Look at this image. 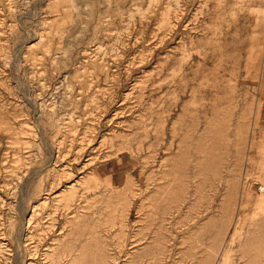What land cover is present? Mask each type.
<instances>
[{
	"label": "rangeland",
	"instance_id": "374dc122",
	"mask_svg": "<svg viewBox=\"0 0 264 264\" xmlns=\"http://www.w3.org/2000/svg\"><path fill=\"white\" fill-rule=\"evenodd\" d=\"M263 150L264 0H0V264H264Z\"/></svg>",
	"mask_w": 264,
	"mask_h": 264
},
{
	"label": "bare ground",
	"instance_id": "6f19581e",
	"mask_svg": "<svg viewBox=\"0 0 264 264\" xmlns=\"http://www.w3.org/2000/svg\"><path fill=\"white\" fill-rule=\"evenodd\" d=\"M262 153H263V157H264V150H263ZM263 188L260 187V193L264 192V189ZM257 219H264V194L261 195V196H259V197H257L255 199L254 206H253V210H252V213L250 215V220H252V222L255 221V220H257ZM241 231H242V228L240 227V229L235 232L234 237H232V239L230 241L231 243L233 242L234 239H236V237L237 238L238 237L240 238ZM227 248L224 249V250H222L221 261H219L217 264H229V262L231 261L230 260V255H231L230 252H231V249H227Z\"/></svg>",
	"mask_w": 264,
	"mask_h": 264
},
{
	"label": "built area",
	"instance_id": "2783aa9c",
	"mask_svg": "<svg viewBox=\"0 0 264 264\" xmlns=\"http://www.w3.org/2000/svg\"><path fill=\"white\" fill-rule=\"evenodd\" d=\"M259 190H260V188H259Z\"/></svg>",
	"mask_w": 264,
	"mask_h": 264
}]
</instances>
